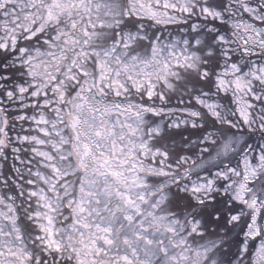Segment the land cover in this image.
Here are the masks:
<instances>
[{"label":"snow or ice","instance_id":"obj_1","mask_svg":"<svg viewBox=\"0 0 264 264\" xmlns=\"http://www.w3.org/2000/svg\"><path fill=\"white\" fill-rule=\"evenodd\" d=\"M0 264H264V0H0Z\"/></svg>","mask_w":264,"mask_h":264}]
</instances>
